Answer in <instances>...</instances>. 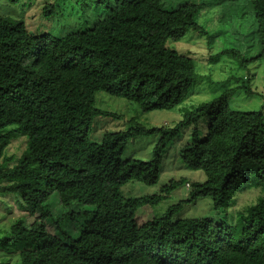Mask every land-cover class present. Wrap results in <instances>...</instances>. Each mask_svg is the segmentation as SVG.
Listing matches in <instances>:
<instances>
[{
	"label": "trees",
	"instance_id": "16d2710c",
	"mask_svg": "<svg viewBox=\"0 0 264 264\" xmlns=\"http://www.w3.org/2000/svg\"><path fill=\"white\" fill-rule=\"evenodd\" d=\"M90 1L102 16L61 35L34 34L23 20L0 14V157L9 160L4 151L13 136L26 138L14 165L0 166V192L18 194L20 208L33 216L15 219L3 238L31 242L16 264H264V107L239 110L229 103L236 88L251 92L248 75L228 76L225 81L236 86L184 108L173 125L135 123L93 140L95 117H120L96 105V91L130 100L141 111L181 104L200 74L192 58L166 42L190 29L205 31L196 21V3L165 9L160 0ZM249 2L258 53L249 58L228 47L211 59L226 55L241 68L264 58V0ZM53 11L52 3L44 5L45 15ZM202 117L204 137L197 127ZM188 125L194 126L178 149L180 162L201 170L204 179H172L157 193L125 197L121 187L129 180L157 182L166 147ZM151 134L158 139L150 158L122 157L129 139ZM241 182L260 194L234 224L173 218L185 203L204 196L213 209L223 208ZM181 185L189 189L185 198L162 216L136 222L139 207L157 205ZM51 194L61 208L74 203L72 210L54 213ZM76 216L82 220L72 235L61 220Z\"/></svg>",
	"mask_w": 264,
	"mask_h": 264
},
{
	"label": "rangeland",
	"instance_id": "374dc122",
	"mask_svg": "<svg viewBox=\"0 0 264 264\" xmlns=\"http://www.w3.org/2000/svg\"><path fill=\"white\" fill-rule=\"evenodd\" d=\"M190 2L199 4L196 21L205 34L196 30H188L177 41L168 40L166 45L174 48L181 55L192 58L195 70L200 78L192 82L184 101L173 109H156L141 111L136 103L123 97L113 96L104 91L95 92V103L98 107L118 113L120 117L97 116L91 125L90 137L100 140L104 131H117L125 129L135 123L146 127L173 125L182 117L184 108H191L198 103L208 101L217 96L221 91L234 87L237 82H226L230 76L246 77L251 92L236 88L229 98L230 106L239 110H256L264 107V58L249 60L245 67H238L226 55H215L222 48H237L246 57H253L258 53L256 37V23L249 0H160L163 8L171 9L181 3ZM52 3L55 11L45 15L43 7ZM89 0H0V14L12 19L24 21L27 29L34 34L49 33L61 35L72 28H83L93 22L94 17L102 16L92 10ZM208 39L210 42L207 43ZM183 127L179 134L166 147L161 162V173L156 183L144 184L129 180L121 187L125 197L140 196L157 193L160 187L168 184L172 179L187 177L193 180H203L205 175L201 170L184 167L179 158L178 149L190 140L192 127ZM201 137L207 132V118L202 117L197 122ZM157 134L138 135L129 139L122 153L123 158L148 159L152 156V149ZM26 148V138L15 135L5 148V160L0 157V166L3 168L14 165L16 159ZM189 181V180H188ZM2 183V182H1ZM4 183V182H3ZM241 182L233 186L234 194L228 203L221 209H213L209 196L198 198L195 202L185 203L173 218L208 217L216 222L225 221L234 224L238 213L248 205L254 203L260 194L257 188H247ZM189 189L181 185L161 200L157 205H143L135 213L138 224L152 218L162 216L168 206L185 198ZM52 203L54 213L62 211L64 214L72 210L74 203L62 207L54 194L48 199ZM85 207L81 205L80 208ZM38 213V212H37ZM19 217L33 219L19 206V196L16 193L0 192V264H16L20 249L30 246L31 242H11L3 240L11 224ZM82 218H65L62 225L72 235L78 232V224ZM46 225H51V220L43 219Z\"/></svg>",
	"mask_w": 264,
	"mask_h": 264
},
{
	"label": "built area",
	"instance_id": "2783aa9c",
	"mask_svg": "<svg viewBox=\"0 0 264 264\" xmlns=\"http://www.w3.org/2000/svg\"><path fill=\"white\" fill-rule=\"evenodd\" d=\"M188 186H189V183H188V182H187V183H185V187H186V188H188Z\"/></svg>",
	"mask_w": 264,
	"mask_h": 264
}]
</instances>
